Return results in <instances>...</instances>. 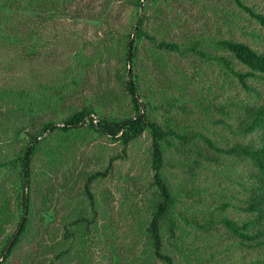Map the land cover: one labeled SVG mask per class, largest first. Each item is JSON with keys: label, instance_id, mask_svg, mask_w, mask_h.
Returning <instances> with one entry per match:
<instances>
[{"label": "trees", "instance_id": "16d2710c", "mask_svg": "<svg viewBox=\"0 0 264 264\" xmlns=\"http://www.w3.org/2000/svg\"><path fill=\"white\" fill-rule=\"evenodd\" d=\"M82 1L0 0V236L6 231L1 223H13L0 240V264L38 235V191L50 204L55 178L67 176L78 143L99 137L118 142L123 154L82 172L85 203L68 209L61 239L38 245L51 253L45 264H94L97 256L100 264H264V100H253L262 92L250 82L264 83V51L232 37L213 40L227 53H213L199 40L184 46L160 38L145 28L150 0H126L136 11L132 30L117 39L110 30L89 49L76 33L71 39L82 45L61 64L51 51L61 26L56 20L91 12ZM151 1L154 7L160 2ZM233 2L264 28L258 4ZM143 48L162 68L164 52L216 61L238 78L245 97L211 85L191 91L194 79L168 84L152 78L140 58ZM113 59L108 102L58 110L71 92L84 90L92 66ZM172 110L176 116L159 118ZM145 134L149 182L141 204L129 206L133 224L116 242V226L99 210L93 184L114 172L115 159H128L131 145Z\"/></svg>", "mask_w": 264, "mask_h": 264}, {"label": "rangeland", "instance_id": "374dc122", "mask_svg": "<svg viewBox=\"0 0 264 264\" xmlns=\"http://www.w3.org/2000/svg\"><path fill=\"white\" fill-rule=\"evenodd\" d=\"M245 1L249 4H258L259 9L264 11V0ZM81 4L90 5L91 12H80L79 17L56 20V25L61 23L59 24L61 26L57 29L58 38L53 41L51 51L61 64L68 62L69 55L82 45L81 41L73 40L76 39L75 37L71 39L76 33L83 36L85 39L83 43L86 41L89 49L92 43H99L107 38L108 31L112 30L113 37L117 39L132 30L136 22V11L126 0H83ZM146 6L148 19L144 22L145 28L150 33H157L160 38L176 40L184 46H188L192 40H199L213 53H227L221 48L216 49L213 40L232 37L247 40L254 47L264 51V28L251 16L239 12L233 0H160L155 7L150 0ZM70 39L72 41L68 44ZM147 45L148 43L145 45L146 48ZM146 48L140 52V58L143 65L147 66L148 75L152 78L160 77L168 84L175 83V81L180 84L184 80L193 82L194 79L196 84L193 83L190 86L191 91H195L197 86L204 85L207 88L211 85L215 92L225 90V95L232 93V95L239 94L245 97V91L241 88L238 78L216 61H207L192 53L182 56L179 54L169 55L164 52L166 65L162 68L160 65L158 67L154 65L155 57L150 58V53L146 51ZM161 53H163L162 50ZM52 58L49 57L47 60L51 61ZM115 62L116 60L113 59L92 66L89 81H87L84 90L78 93L71 92L58 110L71 105L78 106L88 101L108 102V97L105 95H107L108 86L114 82L113 67ZM235 66L236 68L241 67L238 63ZM241 70H246V67L243 66ZM250 82L262 92L261 99L256 97L253 100H264L263 81L250 79ZM215 92H211V97ZM178 113L182 118H185L186 115ZM175 114V111L172 110L159 118H172L176 116ZM149 144L150 137L145 134L131 145L130 155L129 153L126 155L128 159L123 157L115 159L114 172L108 178L93 184L99 210L101 213L102 211L106 212L104 214H107V218L116 226L115 232L112 233L113 236H116V242L128 233L129 225L133 224L129 216V206L132 202L141 204L143 198L141 190H144L143 186L149 182L148 178L151 174L148 156ZM78 146L76 157L73 158L71 155L67 162L68 165L65 166V169H69L67 176L61 173L55 178L51 203H43L44 194L42 192L38 191L36 195L38 218L35 220V230L39 232L38 235L28 237L6 264H28V262L45 264L51 253L44 252L43 249L38 248V245L42 242V245L46 246L61 239L63 222L64 218L68 216V209H74L79 204L85 203L83 201L86 200V197L81 188L83 181L80 178L82 172L102 169L110 157L123 154L122 146L118 142L105 137H99L84 144L78 143ZM48 206H51L49 212L47 209H42L48 208ZM43 214L45 219H41ZM103 222L104 219H101L100 226ZM1 224H4L3 228L5 227L6 231L2 233L0 240L13 227L10 218L6 223ZM48 227L54 233L51 237L46 234ZM32 250L36 253L29 258L28 251ZM96 259L97 261L93 260L94 264L104 263L99 262L100 256H97Z\"/></svg>", "mask_w": 264, "mask_h": 264}, {"label": "built area", "instance_id": "2783aa9c", "mask_svg": "<svg viewBox=\"0 0 264 264\" xmlns=\"http://www.w3.org/2000/svg\"><path fill=\"white\" fill-rule=\"evenodd\" d=\"M94 118H95V120H97V117L96 116H94Z\"/></svg>", "mask_w": 264, "mask_h": 264}]
</instances>
